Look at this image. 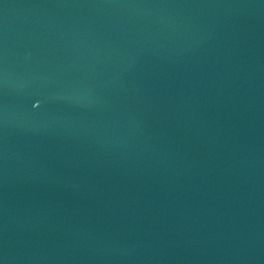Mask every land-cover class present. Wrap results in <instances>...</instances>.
Here are the masks:
<instances>
[{
    "label": "water",
    "instance_id": "1",
    "mask_svg": "<svg viewBox=\"0 0 264 264\" xmlns=\"http://www.w3.org/2000/svg\"><path fill=\"white\" fill-rule=\"evenodd\" d=\"M0 264H264V0H0Z\"/></svg>",
    "mask_w": 264,
    "mask_h": 264
}]
</instances>
